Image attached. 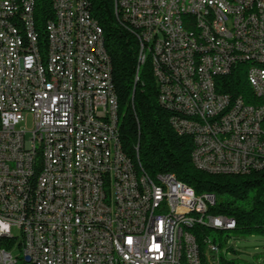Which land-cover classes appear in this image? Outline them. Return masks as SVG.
Instances as JSON below:
<instances>
[{
  "label": "built area",
  "instance_id": "obj_1",
  "mask_svg": "<svg viewBox=\"0 0 264 264\" xmlns=\"http://www.w3.org/2000/svg\"><path fill=\"white\" fill-rule=\"evenodd\" d=\"M209 1L202 9L199 0H183V7L113 0V11H123L116 19L138 41V68L150 64L172 130L191 139L193 164L206 174L263 171L257 119L264 71L253 70V60L264 59V0L261 10L252 0ZM50 2L53 19L42 41L35 0H0V264H216L220 238L206 234L200 245L184 230V244L173 246V233L190 222L221 234L223 223L235 221L209 214L215 197L197 195L173 175L133 172L120 142L110 58L89 2ZM175 9H189L194 36L177 30ZM203 20L212 21V35L203 32ZM203 36H215V47ZM217 38H229L230 49L219 48ZM187 44L197 48V70H189ZM232 63L244 66L248 89L259 97L251 111L221 85L208 90V77L220 84ZM250 139L261 141V151ZM27 167H38L33 184H25ZM24 190L31 199H22ZM183 203L204 206V215H187Z\"/></svg>",
  "mask_w": 264,
  "mask_h": 264
},
{
  "label": "trees",
  "instance_id": "obj_2",
  "mask_svg": "<svg viewBox=\"0 0 264 264\" xmlns=\"http://www.w3.org/2000/svg\"><path fill=\"white\" fill-rule=\"evenodd\" d=\"M89 11L103 33V45L111 62V79L117 97L118 125L122 149L135 168L151 179L170 174L197 195L215 197L209 214L233 219L225 222L224 231L236 236L264 237V170L247 175L206 174L193 164L192 141L179 137L169 124L170 113L157 101L158 91L150 64L138 68V41L133 32L114 15L113 0H87ZM34 19L41 40L48 20L53 19L50 0H35ZM244 66L238 64L217 85V91L241 96L245 104L257 103L249 91ZM137 77V79H135ZM38 167L34 172L36 178ZM33 177V181H34ZM234 229V230H233ZM198 243L209 230L194 228ZM220 234V232H219ZM220 264H236L234 261Z\"/></svg>",
  "mask_w": 264,
  "mask_h": 264
},
{
  "label": "bare ground",
  "instance_id": "obj_3",
  "mask_svg": "<svg viewBox=\"0 0 264 264\" xmlns=\"http://www.w3.org/2000/svg\"><path fill=\"white\" fill-rule=\"evenodd\" d=\"M174 6L183 7V0H174ZM252 7L253 10H261V0H252ZM199 8L210 9V1L199 0ZM115 16L123 18V11H115ZM93 20L96 21L94 18ZM172 22H174L177 30H181V33H184L185 36H194V22L192 20V17H190L189 9H175V11H172ZM159 26H166V19H159ZM97 27H99L98 23ZM203 32H205V35H212L211 20H203ZM100 39L103 40V33L101 28ZM203 44L208 47H215V36H203ZM217 46L222 49H230L231 40H229V38H217ZM261 54L264 55V29L263 40H261ZM186 58H188L189 70H197L198 54L197 48H194V44H187ZM238 64L241 63H232V68ZM253 70L264 71V59L253 60ZM217 85L218 83L216 77H208V90H210V93L218 92ZM252 94L257 101L255 105H259V97H257L256 93ZM236 102H238L239 108H241L242 111H251V105L245 104L241 96L236 97ZM257 126L258 128H264V108H261V117H258L257 119ZM250 148H252L253 151H261V141H259V139H250ZM191 158L193 161V154H191ZM195 166L197 169L202 171V166ZM36 169V167H27V170H25V184H33L34 182H36V178L33 175ZM260 169H264V161H260ZM133 172H139L135 168L134 164ZM22 199H31V190H24V192H22ZM183 212H186L187 215H204V206H198L194 203H183ZM224 224L225 223H223V228ZM192 229L193 223L179 222L177 231H174L173 233V246H182V244H184V230ZM219 262L220 254L216 255V264H220ZM34 264H43V261L42 259H34Z\"/></svg>",
  "mask_w": 264,
  "mask_h": 264
},
{
  "label": "rangeland",
  "instance_id": "obj_4",
  "mask_svg": "<svg viewBox=\"0 0 264 264\" xmlns=\"http://www.w3.org/2000/svg\"><path fill=\"white\" fill-rule=\"evenodd\" d=\"M29 122H31L29 118ZM28 127H31L29 123ZM14 234L18 233L13 231ZM210 239L223 242L220 257L224 262L234 261L236 264H264V237L236 236L232 231L219 234L216 230L210 231Z\"/></svg>",
  "mask_w": 264,
  "mask_h": 264
}]
</instances>
